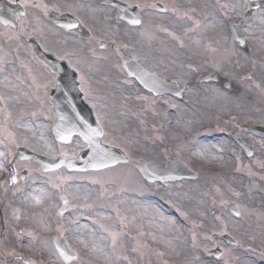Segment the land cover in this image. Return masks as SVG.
<instances>
[{
	"label": "rangeland",
	"instance_id": "374dc122",
	"mask_svg": "<svg viewBox=\"0 0 264 264\" xmlns=\"http://www.w3.org/2000/svg\"><path fill=\"white\" fill-rule=\"evenodd\" d=\"M67 1L78 4L99 37L114 39L146 70L187 87L180 100L155 99L115 70L113 55L85 42V51L102 58L99 65L84 59L86 98L103 140L122 148L129 162L82 173L20 163L17 170L30 172L22 183L19 176L8 180L6 155L0 161V264H65L52 245L58 236L76 254L69 264H264V139L247 130L264 125L263 8L245 17L244 0H125L139 7L142 19L129 27L106 0ZM156 2L172 13L155 12ZM229 22L242 33L244 49ZM0 64L14 65L1 56ZM208 70L217 82L195 84ZM43 123L23 120L32 131ZM235 134L252 144L251 157ZM52 145L33 148L50 157L81 148ZM173 157L198 177L146 183L131 165V159L162 165ZM61 197L67 199L62 215ZM216 247L222 251L217 258L208 253Z\"/></svg>",
	"mask_w": 264,
	"mask_h": 264
},
{
	"label": "flooded vegetation",
	"instance_id": "af4514ba",
	"mask_svg": "<svg viewBox=\"0 0 264 264\" xmlns=\"http://www.w3.org/2000/svg\"><path fill=\"white\" fill-rule=\"evenodd\" d=\"M19 2L23 6L24 15L16 17L17 26L0 24V51L3 48L12 50L16 61L14 65L0 64V161L4 160L10 151L8 158L12 173H15L14 165L21 163L19 160H12L11 153L16 147H52L44 136L41 135L40 138L39 135L43 131L49 134L46 127L51 125L52 114L48 97L55 86L57 76L33 56L28 41L35 39L42 50L68 62L78 75L80 90L84 89V58L81 52L83 40L64 32L48 20L52 11L71 13L68 1ZM1 58L3 62L9 61V56ZM23 108L29 110L36 120L35 125L41 120L44 121L41 127L44 129L37 128L38 131L33 132L29 131L27 126L24 128L21 113L26 109Z\"/></svg>",
	"mask_w": 264,
	"mask_h": 264
},
{
	"label": "water",
	"instance_id": "95a60500",
	"mask_svg": "<svg viewBox=\"0 0 264 264\" xmlns=\"http://www.w3.org/2000/svg\"><path fill=\"white\" fill-rule=\"evenodd\" d=\"M110 5L115 6L119 10V19L127 22L131 26L139 24L138 11L136 7L128 6L127 4L118 0H109ZM250 1V9L254 10L258 7L255 0ZM156 10L163 11L160 4L155 6ZM18 11V6L11 5L6 0H0V22L3 24H14V17ZM55 22L59 25L83 34V30H78L74 25V21L67 15L58 17ZM235 38L242 42L240 34L236 30H232ZM100 48H107L112 46L110 43L98 41ZM113 48L119 54L116 46ZM37 57L40 61L50 67L52 70L56 69L54 61L48 57L47 54L37 52ZM122 65L128 74L137 79V81L148 91L154 95L168 94L176 98H181L185 85L179 80L171 81V84L157 76L146 72L142 67L128 58L122 57ZM57 88L63 89V94L60 97L57 92L53 97H50L51 104L54 106L53 114L55 122L53 125V133L55 138L61 142H69L74 135H78L87 144V148L78 153L75 158L68 160L64 159H50L36 154H32L33 158L40 163L43 170L50 171L65 166L68 170L87 171L99 170L105 167L114 165L117 162L127 161L123 152L115 147L104 145L101 140V129L98 125L96 116L93 110L84 102L82 94H76L77 82L74 73L64 69L59 72ZM215 79L214 75L206 74L199 77V82L209 81ZM175 84V85H173ZM57 89V91H58ZM61 98V99H60ZM60 99V100H59ZM253 133L264 137V128H253ZM237 142L243 147L246 155L252 154V148L246 140L236 137ZM27 150L20 148L16 154L23 158V153ZM28 156L27 158H29ZM134 165L140 170L143 176L148 181H159L167 184L169 181L181 179H194L196 174L184 166L180 160H173L166 169L155 166L150 163L139 161ZM64 201V200H63ZM235 212L234 210H232ZM55 247L60 253L61 257L70 261L74 259V255L68 251L67 244L63 239L57 238L54 241ZM218 252H213V255L218 256Z\"/></svg>",
	"mask_w": 264,
	"mask_h": 264
},
{
	"label": "bare ground",
	"instance_id": "6f19581e",
	"mask_svg": "<svg viewBox=\"0 0 264 264\" xmlns=\"http://www.w3.org/2000/svg\"><path fill=\"white\" fill-rule=\"evenodd\" d=\"M206 238H207L208 240H211V237H210V236H207Z\"/></svg>",
	"mask_w": 264,
	"mask_h": 264
}]
</instances>
